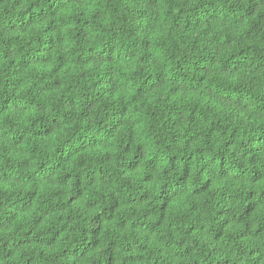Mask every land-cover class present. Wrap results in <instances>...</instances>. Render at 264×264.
<instances>
[{"label":"clouds","instance_id":"clouds-1","mask_svg":"<svg viewBox=\"0 0 264 264\" xmlns=\"http://www.w3.org/2000/svg\"><path fill=\"white\" fill-rule=\"evenodd\" d=\"M0 264H264V0H0Z\"/></svg>","mask_w":264,"mask_h":264}]
</instances>
